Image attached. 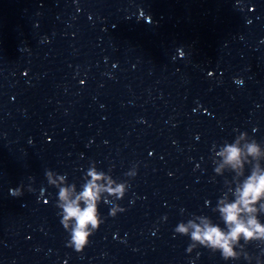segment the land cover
Returning a JSON list of instances; mask_svg holds the SVG:
<instances>
[{
  "label": "clouds",
  "instance_id": "9594fccd",
  "mask_svg": "<svg viewBox=\"0 0 264 264\" xmlns=\"http://www.w3.org/2000/svg\"><path fill=\"white\" fill-rule=\"evenodd\" d=\"M246 132H239L231 143L222 145L218 155L223 157V164L230 165L232 170L242 174L247 157L258 159L264 156L259 143L253 139L246 144V153L240 147L241 137ZM223 165L214 168L219 173ZM129 177L136 175L135 166L125 174ZM66 180V175H62ZM84 183L81 191L76 192V185L58 186V200L56 207L62 219L63 228L69 233L70 239L67 242L69 247L77 252H82L89 244V238L97 231L103 223L98 206L103 201L109 202L112 199L110 215L115 217L118 212L125 209L116 204V200L122 199L130 185L127 180L118 182L104 171L98 170L95 162H90L83 177ZM51 183L55 184V181ZM235 199L228 202L225 198L218 199L217 211L220 214L227 230L214 224L206 216H198L200 223L189 220L187 224L180 222L174 229L176 234L189 236L191 243L187 248L204 247L212 253L220 252L225 261L239 258L237 247H244L254 240H264V224H262L255 213L259 210L257 205L264 199V169L257 162L251 169V174L246 177L242 185L236 187L233 192ZM264 209V205H260ZM247 215V219L244 216ZM191 229V231H190ZM243 238L244 244H241Z\"/></svg>",
  "mask_w": 264,
  "mask_h": 264
}]
</instances>
